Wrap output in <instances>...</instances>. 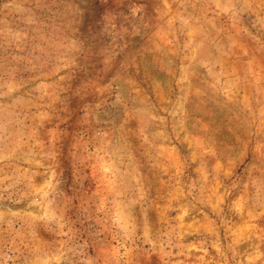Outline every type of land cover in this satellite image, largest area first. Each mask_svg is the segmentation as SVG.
I'll return each instance as SVG.
<instances>
[{
	"label": "rangeland",
	"instance_id": "obj_1",
	"mask_svg": "<svg viewBox=\"0 0 264 264\" xmlns=\"http://www.w3.org/2000/svg\"><path fill=\"white\" fill-rule=\"evenodd\" d=\"M0 264H264V0H0Z\"/></svg>",
	"mask_w": 264,
	"mask_h": 264
}]
</instances>
